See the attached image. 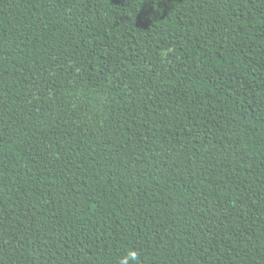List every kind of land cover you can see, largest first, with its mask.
<instances>
[{
	"label": "trees",
	"instance_id": "obj_1",
	"mask_svg": "<svg viewBox=\"0 0 264 264\" xmlns=\"http://www.w3.org/2000/svg\"><path fill=\"white\" fill-rule=\"evenodd\" d=\"M125 258L264 264V0H0V264Z\"/></svg>",
	"mask_w": 264,
	"mask_h": 264
},
{
	"label": "clouds",
	"instance_id": "obj_2",
	"mask_svg": "<svg viewBox=\"0 0 264 264\" xmlns=\"http://www.w3.org/2000/svg\"><path fill=\"white\" fill-rule=\"evenodd\" d=\"M129 256L132 258V259H135L136 258V254L133 252V253H130ZM121 264H128V260L127 258L123 259L121 261Z\"/></svg>",
	"mask_w": 264,
	"mask_h": 264
}]
</instances>
